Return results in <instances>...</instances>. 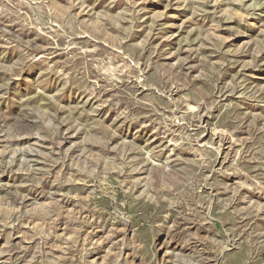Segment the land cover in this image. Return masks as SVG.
<instances>
[{"label":"rangeland","instance_id":"1","mask_svg":"<svg viewBox=\"0 0 264 264\" xmlns=\"http://www.w3.org/2000/svg\"><path fill=\"white\" fill-rule=\"evenodd\" d=\"M0 264H264V0H0Z\"/></svg>","mask_w":264,"mask_h":264}]
</instances>
